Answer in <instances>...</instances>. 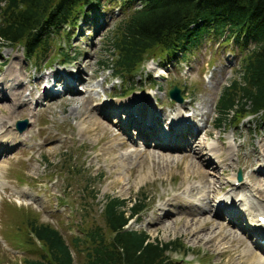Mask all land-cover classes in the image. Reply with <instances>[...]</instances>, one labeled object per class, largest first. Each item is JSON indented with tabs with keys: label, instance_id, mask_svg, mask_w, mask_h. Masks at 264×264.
I'll list each match as a JSON object with an SVG mask.
<instances>
[{
	"label": "rangeland",
	"instance_id": "374dc122",
	"mask_svg": "<svg viewBox=\"0 0 264 264\" xmlns=\"http://www.w3.org/2000/svg\"><path fill=\"white\" fill-rule=\"evenodd\" d=\"M121 1L105 4L104 9H89L85 18L81 16L78 28L71 30L68 43L53 38L45 57L57 55L60 48L68 59L75 58L74 62L60 63V59L54 57L53 61L41 63L36 70L33 63L25 60L20 47L0 44V81L12 84L13 78L16 79L14 88L6 87L8 91L0 94V119L8 121L4 116L13 112L8 123L13 133H17V121L29 122L25 132L17 133L23 138L15 140L14 137L12 143L15 144H2L8 150L0 155V264H21L23 257H31L21 250L20 243L16 248L9 245L13 236L10 229L18 226L19 215L26 219L37 215L40 223L57 229L70 242L71 237L81 236L78 226L86 229L89 219L88 225L102 224L99 215L107 196L128 203L146 198L139 220L131 221L128 229L144 231L162 243L179 241L183 244L188 251L171 254L169 258L173 264H264V251L255 248L249 233L240 228L242 226L225 221L226 215L214 216V206L223 196L232 195L228 198L233 199L228 203L231 205L258 188L261 190L258 195L263 197L256 196V192L251 195L258 202L264 201V170H260L264 163L257 155L264 142V121L250 117L237 127L226 123L221 128H217L215 121L220 91L235 75V47L231 44L221 46L223 38L213 40L209 37L185 58L145 63L132 83L111 78V71L103 67L111 63L108 61V38L117 24L138 7L134 3L125 10ZM86 62L91 63L85 66ZM82 70V80L75 85L77 94L61 92L52 98H38L43 92L42 83H38L42 76L55 71L78 76ZM148 76L155 82L148 81ZM170 85H177L184 91L182 104H171L167 96ZM55 86V91H61V84ZM130 86L135 93L126 98H112ZM0 89H3L2 82ZM135 96L144 97L155 106L154 110L165 113V120L172 106L184 105L189 112L196 110L205 115L206 120L200 122L204 123V128L198 136L206 131L210 136L204 143L206 149L201 159H206L210 143L215 145L212 158L221 155L220 159H224L229 145L233 157L224 162L214 159L219 167L196 171L192 155L181 157L187 150L173 155L160 147L156 149L151 142L147 146L128 142L117 128L120 125L114 123L113 118L104 120L100 114L104 113V108L129 103ZM100 120L103 125L97 126ZM7 128L8 125L0 127L1 131ZM246 162L252 166L247 167ZM239 170L242 182L246 178L250 180L249 174L253 175L255 183L250 180L247 187L234 186ZM227 180L230 185L224 190ZM189 187L193 189L190 193ZM214 190H221V193ZM213 194H217L216 199ZM202 196H209L210 205L201 199ZM175 198H179L180 203L174 205ZM7 203L12 206L6 207ZM18 207L27 209L20 211ZM190 207L195 210L192 214L205 211L196 219L197 235L189 229L192 227L186 226L195 218L187 210ZM238 207L242 210L245 206ZM166 214L168 217L164 218ZM158 218H164L163 224L155 223ZM74 258L75 264L82 263Z\"/></svg>",
	"mask_w": 264,
	"mask_h": 264
},
{
	"label": "trees",
	"instance_id": "16d2710c",
	"mask_svg": "<svg viewBox=\"0 0 264 264\" xmlns=\"http://www.w3.org/2000/svg\"><path fill=\"white\" fill-rule=\"evenodd\" d=\"M115 1L0 0V44L20 47L35 69L54 57L67 63L72 58L60 48L57 55L45 57L53 38L68 43L81 16ZM134 3L138 7L108 38L111 63L103 64L105 69L121 82L132 83L146 62L185 58L206 38H223L221 46L235 47L237 67L218 96L216 126L229 123L237 127L249 117L264 121V0H123L121 7L130 9ZM147 80L155 82L149 76ZM132 90L130 86L122 94ZM145 201L128 203L107 196L99 215L102 224L88 225L89 219L86 229L78 226L81 236L71 237L70 242L57 229L40 223L37 215L28 219L19 215L18 226L10 229L9 245L16 248L20 243L21 250L31 255L23 257L21 264H75L74 257L81 264H173L171 254L188 251L183 244L162 243L144 231L128 229L130 221L139 220Z\"/></svg>",
	"mask_w": 264,
	"mask_h": 264
},
{
	"label": "bare ground",
	"instance_id": "6f19581e",
	"mask_svg": "<svg viewBox=\"0 0 264 264\" xmlns=\"http://www.w3.org/2000/svg\"><path fill=\"white\" fill-rule=\"evenodd\" d=\"M61 40H63V39H61ZM89 63H91V62H86L84 64H85V66H88ZM82 74H83V70H82V72H80V74L78 76L77 75L72 76L70 74H67V72L66 73H60L59 71H55V72H52L50 75L42 76V80L38 81V83H43V85H44V83L47 80H50V77H51L57 84L62 85L63 93H65V95L66 94L67 95H73V94H77V90L75 89V85L77 82H80L82 80V77H81ZM0 82H2V84H3V89H0V94L2 95L3 92L6 93V91H8L6 87L11 88V87L15 86L16 79L13 78V80H12V84L14 83V85L9 84L7 81L3 82V80ZM52 87H54V85ZM51 93L54 94L56 92L54 89L52 91H48V89L44 86L43 92L41 93V95L38 98H40V97L52 98L53 96H56V95H52ZM17 95L18 94L14 95V97H16V99H17ZM4 97L7 98V95L4 94ZM19 97H20V95H19ZM175 106H178V105H175ZM104 109H105L104 113L100 114L102 116L101 118H105L104 120L109 121V119L112 120V118L115 117V120H113L114 123L116 122L117 125H120V127H123L126 131L128 130V128L135 129L134 134L137 133V131H138V133L136 134L137 138H139V140L142 141L144 144L151 142L153 146L160 147L161 150L166 151V153L173 154V155H176L174 152H179L183 148H186L187 152L184 153L185 156H183V154H182L181 157L182 158H189L188 155H192V157L195 160L194 165L196 166L193 170L197 171V169H198L200 171V170H204L201 168H206V167H211L212 169H213V167L217 168V167H219V165H218V163L214 162V159H218V160L224 162L225 160H229L233 157V151L232 152L230 151L232 149V147L229 145L228 147H226V153L224 154L225 155L224 159H220L221 155H218V156L212 158V156H215V145L209 144L208 151L205 154L207 156L206 159H201L203 157V150L206 149L204 147V145H205L204 143H206L205 142L206 139L210 136V132L206 131L203 136H198L200 130L199 129L194 130L189 124L186 123L187 119L180 118L181 111L188 110V108L185 107L184 105L176 107V108L172 107V109L167 114L166 118L171 119V123H169V125H171L170 127L173 128L171 132L165 131V129L169 130V128L166 126L164 127V129H162L160 127L159 122L164 120V117L166 114L163 112H157L158 110L157 111L154 110L155 108L151 104H149L148 100L144 99V97L135 96V98L132 99L131 101H129V103H125V104L123 103L122 105L119 104L118 107H116V108L111 107V108H104ZM120 112H124L127 115V120H125L124 122H121L122 119H120V117L117 115ZM193 113L196 116H200V114H201V113H196V110H194ZM12 115H13V112L11 111V112H9V115L4 116L6 119H8V121H4V119H0V127L5 128L6 125H8V128L5 129L4 131H1L2 128L0 129V152L3 148L6 149L5 145H2L3 143H6V145L8 146V144L12 143V140L14 137H15V140H17V138H23L22 135L18 136L17 133H13L12 127H10V124H8V123H10L9 120H11ZM101 122H102V120H100V122H97L98 123L97 126L103 125V124H101ZM94 130H95V128H94ZM4 139H6V140H4ZM217 140H219V138ZM130 142H132V141H130ZM120 146H124V145L121 144ZM11 147L12 146H9V148H11ZM260 149L261 150L257 152V155L262 158L263 163H264V142L261 143ZM198 157H200V158H198ZM246 163H247V165H246L247 167L252 166V164L250 162H246ZM246 166H245V168H246ZM233 169H234V167H233ZM226 170L227 169L224 170V173L227 172ZM230 171H231V169L229 170V172ZM204 176H202V177H204ZM206 176H209V175H206ZM248 176H249L250 180L252 181V183H255V178L253 177V175L248 174ZM208 182H206V184ZM204 185H205V183H204ZM208 186H210V185H208ZM190 188L191 187H189L187 189L188 193H190L193 190V189L191 190ZM213 192L217 193L218 191L214 190ZM256 194L258 195L257 192H256ZM203 196L201 199L205 202H208L210 205L209 196H207V197H203ZM252 200H253L252 195H250L249 197L245 196L243 199H241V203L243 205H248V207L251 209L250 212L248 209H245L247 211V215H244V216H248V220L253 221L251 224L249 223V225L252 226V228H250L251 234L255 237L264 239V230L260 229L258 231L259 228H258L256 219H254V220L251 219V217H253V216H255L257 218L258 215H261L262 217H264V205H258L259 203L258 204L254 203V202H252ZM246 201H247V204L245 203ZM174 202H175L174 205L180 203L179 198H175ZM249 202H252V203L250 204ZM255 204H257V205H255ZM206 205H208V204H206ZM183 206H186V205H183ZM214 208L216 209V211L214 212V214H215L214 216H218L220 213L217 212L216 206ZM209 209H211V206L209 207ZM187 210H188L190 216H194L195 218H192L190 225H188V223H187L186 226H188V228L192 227L189 229L193 232V234L197 235L198 229H197L196 225L198 222L196 221V219L202 212L204 213L205 211L200 210L199 212L192 214L193 211H195V210L191 209V207L188 208ZM230 213L233 214L234 212L230 211ZM251 213H252V215H251ZM167 217H168V215L166 214L164 216V218H167ZM164 218H162V219L158 218L157 220H155V223H158V224L162 223L163 224ZM234 220H236V218ZM195 237L199 238L198 236H195Z\"/></svg>",
	"mask_w": 264,
	"mask_h": 264
},
{
	"label": "water",
	"instance_id": "95a60500",
	"mask_svg": "<svg viewBox=\"0 0 264 264\" xmlns=\"http://www.w3.org/2000/svg\"><path fill=\"white\" fill-rule=\"evenodd\" d=\"M169 96L175 100L177 103H181L182 102V98L180 96V90L176 88V86H172L169 90ZM29 127L28 121L27 120H23V121H18L16 123V129L19 133L24 132L27 128Z\"/></svg>",
	"mask_w": 264,
	"mask_h": 264
}]
</instances>
